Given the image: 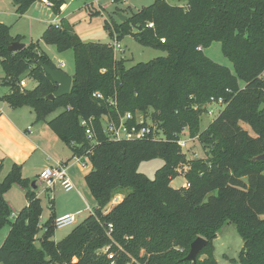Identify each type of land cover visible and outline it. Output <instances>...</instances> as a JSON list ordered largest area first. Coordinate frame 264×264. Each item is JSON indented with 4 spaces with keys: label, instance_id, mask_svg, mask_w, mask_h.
Masks as SVG:
<instances>
[{
    "label": "trees",
    "instance_id": "1",
    "mask_svg": "<svg viewBox=\"0 0 264 264\" xmlns=\"http://www.w3.org/2000/svg\"><path fill=\"white\" fill-rule=\"evenodd\" d=\"M12 1L16 13L24 15L41 0ZM47 1L59 15L65 0ZM177 1L180 5L154 0L125 21L113 19V27L105 24L113 39L132 34L143 45L167 52L129 68L110 44L83 41L67 20L50 24L43 42L59 53L72 49L75 61L71 92L54 100L47 96L58 85L40 62L61 68L39 43L10 51L12 42L24 37L13 36L11 26L0 22V62L10 85L1 100L12 108H33L37 121L63 109L47 123L74 155L90 160L85 179L98 203L62 241L52 239L56 215L45 222L46 233L39 238L37 182L14 163L0 180V230L11 225L0 246V264H217L213 241L225 222L235 223L244 241L241 264H264V159H253L264 153V0ZM214 42H221L233 71L205 54ZM26 73L36 86L21 90ZM114 96L121 113L147 114L152 108V121L166 139L110 140L102 118L117 115L107 102ZM211 97L223 98L226 106L201 130L203 106ZM186 129L199 139L206 158L188 159L182 152L177 140ZM156 158L164 165L154 179L138 171L142 162ZM3 169L1 163L0 174ZM180 174L188 187L171 186ZM13 184L26 190L28 203L11 221L5 194ZM127 188L131 191L104 212L115 192ZM200 236L207 245L193 263L186 256Z\"/></svg>",
    "mask_w": 264,
    "mask_h": 264
},
{
    "label": "rangeland",
    "instance_id": "2",
    "mask_svg": "<svg viewBox=\"0 0 264 264\" xmlns=\"http://www.w3.org/2000/svg\"><path fill=\"white\" fill-rule=\"evenodd\" d=\"M66 2L68 3V9L63 11L62 14L70 22L73 30L82 40L85 42L109 44L113 43L114 39L111 37L109 30L105 26L106 23H109L113 27V19L120 23L121 21H124L120 18L121 15H124L128 18L142 7L151 5L154 0H128L127 2H119L117 4H112L110 0H101L100 2L103 5L108 6L107 9H103V12H101L98 7H95V9L92 11V6L90 4H88L89 9H87L85 7L87 0H66ZM169 2L171 4L180 5V2L177 0H169ZM44 6L47 7L45 4ZM0 10L2 11L0 18L11 26L12 34H21L24 37L23 42L26 44L41 43L42 47L49 55L56 57V61H58V57L55 55V53L63 54L64 56L62 59L66 65L64 70L68 73H72V71L75 70L74 52L72 49H69L63 53H59L55 46L46 44L42 40V36L46 30V22L43 23L40 20L47 21L50 12L46 13L41 9L37 10L34 9V6H31L29 9L30 11L28 10L29 13H27V11L24 15H19L18 13L12 11L10 4H7L4 1H1L0 3ZM119 10L123 11L120 12ZM52 15L54 14L51 11V16ZM119 44L123 51L121 52L117 50L116 58L118 57L117 59H124L127 68L139 62H148L154 58L167 55L166 51L143 45L138 40H136L132 34L124 36L123 39L119 41ZM204 52L215 62L229 67L232 71L234 70L233 63L227 57H225L222 52L221 42H214L209 48L204 49ZM5 77L6 72L0 62V93L4 91L5 93L10 92V85L3 80ZM27 77L28 76L26 73L21 78L28 79ZM35 86V81H31L30 83L27 81L25 90L32 89ZM3 96L4 94L1 97ZM213 108L217 112L219 110H223V107L221 106H213ZM62 110V108L57 109L51 113L48 118L52 119ZM138 112L143 114L144 117H146L149 121H152V108L149 109L147 114L141 111ZM104 119L105 118H103V120ZM213 119L214 117L206 113L204 109V112L200 116L201 130L207 128ZM243 127L251 131L247 124H243ZM181 136L187 141L186 146L182 148V152L186 154L188 159H200L207 157L208 153L205 151L198 138L189 140L190 135L187 129L182 133ZM87 161L88 165L86 167L78 163L76 164L78 183L75 191L66 193L59 187L47 189L45 184H40L36 189V193L38 191L40 193L39 196L37 194V197L40 199L42 206V228L38 233L39 238H42L46 233L47 229L44 225L45 222L48 221L52 216L59 214L62 209L75 213L77 215V222L62 228L55 227V230L52 234V239L56 242H60L65 237H67L75 229V227H77L89 215H91L93 209L98 207V203L93 197L85 179L87 173L92 169L90 160ZM163 165L164 160L161 158H156L142 162L139 165L138 171L145 174L150 179H154L156 171ZM180 170L184 173L187 170V166H180L179 171ZM0 180H2L1 176ZM185 181V175L180 174L172 181L171 186L174 188H180L183 186ZM130 191L131 189L129 188L117 190L112 201L118 200L121 197L123 198ZM12 194L14 195L16 201L14 204L10 205L12 209V215L10 217L11 221L15 219L16 211L19 213L27 204V197L22 192L20 187L17 186V184H13L5 195L12 196ZM105 209L104 212H106ZM10 226V224H7L0 230V239L9 233ZM37 244L39 245L40 242L38 241ZM213 245L214 257L217 261V264H241L240 254L244 246V241L235 223L225 222L217 230Z\"/></svg>",
    "mask_w": 264,
    "mask_h": 264
},
{
    "label": "crops",
    "instance_id": "3",
    "mask_svg": "<svg viewBox=\"0 0 264 264\" xmlns=\"http://www.w3.org/2000/svg\"><path fill=\"white\" fill-rule=\"evenodd\" d=\"M1 1L10 4L12 7V11L16 12V6L12 3V0H0V3ZM44 1L45 0L37 1L32 6H34V9L37 10L41 9L46 13L50 12L47 21L40 20L43 23L46 22V26H45L46 28L50 24L59 25L62 19L67 20L66 17L63 16L62 14L63 11H66L68 9V3L66 2V0L64 5L62 6L61 13L59 15H56L52 12L54 14L52 16H51L52 10L50 9V7L44 6V4L47 5ZM96 1L100 3V0H87V2L85 3V7L89 9L88 4H90L92 6L91 10L93 11V9L97 7ZM29 11L27 13H29ZM1 13L2 11L0 10V15ZM0 22L7 24L6 21H4L1 18H0ZM12 35L15 36L18 34H12ZM39 45L40 48L44 50L41 43H39ZM55 55L58 57V61H56L55 56H51V55L49 56L58 67L64 70L66 65L64 67L60 66V62H64L62 59L64 55L58 53H55ZM73 73L74 71L68 74L72 76ZM24 79L26 80V83L27 81H29V83L32 81L30 78L28 79L24 78ZM3 94L6 95L8 93H5V91L0 93V164L1 163L4 164V169L0 174L2 179L10 171L11 166L14 163H16L21 165L22 175L25 178L37 182V185L35 186L36 188H34L36 190L41 184V175L44 168L58 163H67L69 166V175L72 181L74 182L75 186H77L78 183L77 173H76L77 163L75 162L73 151L49 127L47 121H49L50 118H47L46 121H37L36 113L33 108L29 106L12 108L7 102L1 100V96ZM186 184L187 181H185L183 186H185ZM17 186L20 187L19 185ZM20 189L26 195V190H24L21 187ZM71 192H66V193H71ZM37 194L38 196L40 195L39 191L37 192ZM5 197L10 205L14 204L16 201L13 194L12 196L5 195ZM122 199L123 198L121 197L118 200L111 201L109 205L106 206L107 209H105V211L107 212L113 205L117 204ZM17 214L18 212L16 211V215ZM64 214H75V213H72L69 210L62 209L61 212L56 215V217ZM6 236L7 235H5V237H2L0 239V246L3 244Z\"/></svg>",
    "mask_w": 264,
    "mask_h": 264
},
{
    "label": "built area",
    "instance_id": "4",
    "mask_svg": "<svg viewBox=\"0 0 264 264\" xmlns=\"http://www.w3.org/2000/svg\"><path fill=\"white\" fill-rule=\"evenodd\" d=\"M101 1V0H100ZM128 0H110L112 4H117L119 2H127ZM48 7L51 6V3L47 0L44 1ZM97 3V4H96ZM96 6L98 9L103 12V9H107V5H103L101 2L96 1ZM149 27H153V23L148 24ZM162 42H165V39H162ZM114 49L115 56L117 50L123 51L122 47L119 44V41L114 39V42L110 44ZM60 66H65L64 62H60ZM26 80L22 79L20 82L21 90L26 88ZM94 97L104 99V95L101 92H95ZM109 105L116 111V116L111 114L104 116L103 128L107 137L112 141H122V140H142V139H153V140H165L166 136L161 128L153 122L149 121L143 114H140L138 111L125 112L121 113L118 108L117 98L110 97L107 99ZM213 106H221L223 109L226 106V102L223 98L211 97L208 104H205L203 107L206 109V113L210 116L216 118L222 110L218 112L213 108ZM82 125L87 126V121L83 120ZM86 133L90 139H93V133L89 126H87ZM182 135V133H181ZM180 135L177 143L181 148L186 146L187 141L183 139ZM194 139L189 136V140ZM75 162L86 167L89 160L85 156L74 155ZM41 184H45L47 189H52L59 187L65 192H71L76 189L74 182L72 181L69 175V166L67 163H58L55 165H50L44 168L41 175ZM187 183L185 187H188ZM93 212V211H92ZM76 214H64L57 216L55 219V227L62 228L68 225L75 224L77 222ZM113 230V225H109V233ZM109 258H113V255H109Z\"/></svg>",
    "mask_w": 264,
    "mask_h": 264
},
{
    "label": "water",
    "instance_id": "5",
    "mask_svg": "<svg viewBox=\"0 0 264 264\" xmlns=\"http://www.w3.org/2000/svg\"><path fill=\"white\" fill-rule=\"evenodd\" d=\"M120 18L122 20H126L127 17L124 15H121ZM141 27H139V30ZM26 43L22 41H14L9 46V50L12 52H20L26 47ZM40 65L43 67L45 72L52 77L54 82L58 85V90L47 96L48 99L54 100L55 98L67 95L71 92L72 88V82L73 78L68 73H66L62 69H52L50 66L46 65L43 62H40ZM254 160H263L264 159V153L257 155L253 158ZM34 185V182H33ZM36 188V187H34ZM207 245V240L203 237H198L191 243L190 251L188 255L186 256V259L196 263L198 256L200 255L202 249Z\"/></svg>",
    "mask_w": 264,
    "mask_h": 264
}]
</instances>
